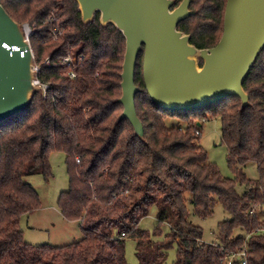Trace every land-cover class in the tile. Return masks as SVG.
<instances>
[{
	"label": "trees",
	"instance_id": "trees-1",
	"mask_svg": "<svg viewBox=\"0 0 264 264\" xmlns=\"http://www.w3.org/2000/svg\"><path fill=\"white\" fill-rule=\"evenodd\" d=\"M226 2L192 0L194 13L178 29L198 48L215 46ZM0 3L20 24L34 25L30 42L41 66L38 77L50 85L46 96L35 93L25 110L0 121V264H129L126 237L135 241L139 264H168L174 247L172 264H225L222 247L233 252L245 244L249 263L264 264V49L244 82L249 106L242 108L241 99L230 95L184 111L153 102L141 51L135 72L141 89L135 104L144 126L140 139L128 119L120 120L126 41L113 24L103 26L99 13L83 23L76 0ZM57 28L63 33L56 39ZM66 57L73 63H65ZM74 66L77 74L71 78ZM174 116L183 123L167 126L166 119ZM214 117L221 119L231 178L209 161L199 143L200 127ZM52 151L65 153L69 175L58 207L67 220L80 221L83 236L64 245H34L25 240L21 223L40 209L41 200L24 177L48 178ZM250 161L257 163V179L243 170ZM237 184L245 186L243 193ZM189 204L201 217L210 216L217 204L229 214L219 224L221 243L202 242L203 228L189 219ZM153 206L158 224L151 232L139 223ZM164 223L170 231L161 239ZM236 230L243 234L236 236Z\"/></svg>",
	"mask_w": 264,
	"mask_h": 264
},
{
	"label": "water",
	"instance_id": "water-1",
	"mask_svg": "<svg viewBox=\"0 0 264 264\" xmlns=\"http://www.w3.org/2000/svg\"><path fill=\"white\" fill-rule=\"evenodd\" d=\"M83 23L100 14L103 26L113 24L125 37L121 71L124 109L137 137L144 126L135 104L137 58L143 51V78L153 102L169 111L206 106L235 95L250 105L244 82L264 49V0H227L224 29L218 43L198 48L178 24L194 13L192 0H76ZM27 52V56L25 55ZM202 60V65H200ZM21 24L0 3V121L25 110L40 87Z\"/></svg>",
	"mask_w": 264,
	"mask_h": 264
},
{
	"label": "rangeland",
	"instance_id": "rangeland-1",
	"mask_svg": "<svg viewBox=\"0 0 264 264\" xmlns=\"http://www.w3.org/2000/svg\"><path fill=\"white\" fill-rule=\"evenodd\" d=\"M28 24L32 29L34 25ZM179 117H169L166 119V124L169 127L182 124ZM201 128L200 145L208 154L210 162L216 164L224 177H233V171L228 165L227 149L222 144V123L220 117L211 118L203 123ZM51 175L45 178L40 173L29 174L24 177L25 181L33 185L38 191L41 207L32 213L29 217H23L22 229L26 241L34 245L52 244L64 245L75 242L82 238L80 221L67 220L61 213L58 207V198L61 192L69 188V175L67 171L66 155L64 152L52 151L50 153ZM243 170L250 179H257L259 177L257 163L250 161L243 166ZM236 189L239 193L245 191V186L237 184ZM191 222L203 228L202 242L207 243H221L223 238L219 224L229 218V214L224 208L217 204L214 212L207 217H201L192 212V205L189 204ZM262 211L264 212V205ZM157 208L153 206L150 214L143 218L139 226L154 232L158 224ZM163 233L159 238L170 231V225L164 223L162 225ZM241 230H236L235 235H242ZM126 259L129 264H139L136 256V244L131 237L125 238ZM176 257V247L169 251V258L167 263L172 264Z\"/></svg>",
	"mask_w": 264,
	"mask_h": 264
},
{
	"label": "built area",
	"instance_id": "built-area-1",
	"mask_svg": "<svg viewBox=\"0 0 264 264\" xmlns=\"http://www.w3.org/2000/svg\"><path fill=\"white\" fill-rule=\"evenodd\" d=\"M21 27L23 29L25 40L29 44V52L31 53L34 62L32 67L35 73V78L33 80V83L38 87H40L41 92L43 93L44 96H46L47 90L49 89L50 85L48 83H43L38 77V73L41 69V66L36 62L34 50L30 42V37L33 35L34 30L28 24H21ZM62 33L63 30L61 28H57L53 31V36L54 38L57 39L60 35H62ZM25 55L26 56L28 55L27 52H25ZM83 59H84L83 57L80 58L79 61L80 65L83 64ZM64 62L69 64V63H73V60L70 57H66L64 59ZM45 65L48 67L51 66V62L49 58L46 60ZM76 69L77 66H74V68L69 72V76L71 78L76 77L77 74ZM77 160L79 161V159ZM125 192L127 193L128 191L126 190ZM258 231L259 229H256L254 232H258ZM222 251H223V257L220 260L225 264H235V261H238L240 264H250L248 259V247L246 244L239 251L227 252L224 247H222Z\"/></svg>",
	"mask_w": 264,
	"mask_h": 264
}]
</instances>
